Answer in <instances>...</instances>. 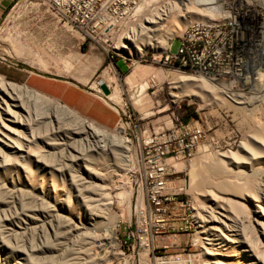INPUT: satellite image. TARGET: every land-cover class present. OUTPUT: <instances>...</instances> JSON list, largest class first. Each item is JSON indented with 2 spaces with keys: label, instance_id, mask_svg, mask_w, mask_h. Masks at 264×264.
<instances>
[{
  "label": "rangeland",
  "instance_id": "obj_1",
  "mask_svg": "<svg viewBox=\"0 0 264 264\" xmlns=\"http://www.w3.org/2000/svg\"><path fill=\"white\" fill-rule=\"evenodd\" d=\"M144 17L142 13L133 23L143 21ZM176 19L170 16L165 23L167 30L162 38L169 43L191 24L184 26V20L176 22ZM104 47L94 40H84L78 32L61 25L43 6L33 5L26 0H21L11 11L8 8L0 18V77L5 81L24 84L52 100L42 101L36 95L38 99H35L30 93L25 95L29 97L33 117L37 119L35 126L43 136L39 142L46 149L45 154L38 160L33 157L21 159L22 166L13 167L10 163L0 167V185L8 184L11 178L21 179L24 204L37 214L35 216L41 215L35 210L36 205H42L45 210L53 207V202L44 203L41 200L42 189L57 190L65 199L63 207L57 206L53 210L54 216L48 215L45 221L30 224L24 234H19V239L15 238V234L4 233L7 237L13 235L7 238L9 242L11 240V245L2 244L0 252L6 264L13 260L20 264H191L187 261L165 262L174 255L191 256L197 259L194 264H202L203 248L199 239L201 223L193 207L195 203H205L203 196L198 195L190 185V174L193 169L206 174L208 166L217 165L221 153L236 151L241 141L246 142L247 130L253 124L251 119L264 115V99L261 100L264 90L258 93L262 94L260 99L251 98L256 95L252 89L256 83L254 77L248 87L242 86L243 79L231 88L232 92H236L233 94L235 100L226 97L217 103L204 101L205 105H201L203 103L193 102L185 96L189 93L188 87H182L171 76L173 71L177 75L199 74L154 59L156 56L161 59L160 54L165 49L163 43L155 49L148 46L136 55H128L112 45L106 46L107 50ZM177 48L178 40L175 39L171 49L176 51ZM40 57L46 61L42 63L46 65L45 70L40 67ZM249 62L251 64L252 59ZM262 64L264 69V62ZM138 65L136 74L128 76ZM247 74L251 76V71L248 70ZM53 78L77 79L84 83L85 86L81 88L85 92L79 90L81 93H77L74 99L88 101L98 96L112 112L120 110L122 116V110L126 109L133 113L131 126H128L124 116L123 122L105 126L67 102L42 91L41 88L48 81L53 89L61 83ZM238 89L240 93L235 91ZM83 120L92 122L98 128H106L111 134H120L123 140H129L130 165L125 157L127 152L119 143L112 145L108 139L104 141L102 138L100 141L95 139V143L88 133L89 123ZM194 124L202 127L203 134L192 144V136L187 130L188 126L191 128ZM169 130L176 131L178 137L183 139V146L193 147V155L171 162L170 156H166L165 159L171 163L168 164L170 171L162 179L152 178L153 167L149 161H154L156 150L144 147L143 141L151 135H160ZM71 154L78 156L75 159ZM9 155L14 159L13 153ZM52 165L60 169H53ZM96 168H99L100 174H97ZM159 182L165 184L163 192L173 198L171 201H187L181 216H169L162 209L155 210L153 203L152 206L148 205L147 194L156 192ZM120 190L127 192L121 195L118 193ZM3 191L0 198H8L9 194ZM104 195L108 196L107 201L102 198ZM91 212L95 213L92 217L97 221L93 226L85 223L91 217ZM72 215H76L75 218L79 216L84 223L77 231L68 227ZM110 229L114 231L117 243H99L97 248H93L90 241L94 236L110 241ZM98 242L94 241V245ZM109 252L110 261L108 258L105 260Z\"/></svg>",
  "mask_w": 264,
  "mask_h": 264
},
{
  "label": "bare ground",
  "instance_id": "obj_2",
  "mask_svg": "<svg viewBox=\"0 0 264 264\" xmlns=\"http://www.w3.org/2000/svg\"><path fill=\"white\" fill-rule=\"evenodd\" d=\"M206 1L208 0H143L141 5L137 8L134 16L135 19L137 16H141L142 13H144L145 17L143 21H138V23L134 24L133 18H124L120 20V27L118 30H116V32L113 29L111 30L113 47L120 49V51H126L128 55H136L140 54L141 51L148 46L151 49H155L163 43L165 49L161 54H166V52H170V47L176 39H173L169 43V41H165L162 38L167 30L165 23L168 18L170 16H175V18L180 20L178 21L176 19V22L184 20V23L186 22L184 26L193 21H207L217 18V16L205 13L200 7V4ZM243 8H246L249 11V16H240V18L245 17L249 23V26L247 24H243V26L248 30V34L255 39L253 40L251 47L252 51L246 62L247 65L244 66L246 71H251V76L249 77L247 74V78L242 86L244 87L246 85L248 87L252 77H254L253 80L256 83H254L252 89L253 93L256 95H253L251 98L260 99L262 94L259 95L258 93H262L264 90V69L261 66L264 62V0H248ZM140 13L141 15H139ZM220 18L224 20L228 19L229 16H220ZM104 42L105 39L101 38L97 41L100 45H104L105 47L108 46V44H105ZM105 49L107 50L108 48L106 47ZM20 50L22 49L20 48ZM40 58V67L45 70L46 65H42L45 60ZM36 59L38 60V58ZM154 59L157 61L160 60L159 56L154 57ZM250 59H252L251 64L249 62ZM33 64L34 63L32 62V65ZM259 65L261 67H259ZM139 66L140 65L133 69L128 76L135 75ZM256 67H259L257 68L258 72L255 70ZM254 71H256L254 74L255 76H253ZM157 72L161 71L158 70ZM172 73L171 76L175 82L179 84L181 83L180 85H182V87H188L189 93H186L185 96L193 102H201L203 103L201 105H205L204 101L217 103L223 101L226 97H228V99H234L233 94L236 92H232L231 86L226 85L225 83L223 84L210 80L209 77L206 78L202 75H177L178 73L175 71ZM127 81L128 77L125 79V83H127ZM235 91H239L238 93H240V89ZM29 93L32 96L36 95L41 97L42 101H52L51 98L42 95L43 93H39L37 90L30 89L24 84L20 85L14 82L5 81L3 77H0V167L7 166L10 163L13 164V167H16V165L22 166V163L20 162L21 159H30L33 157L38 160L41 155L45 154L46 149H44L41 142H39L40 140L42 141L43 136H41L37 130L38 128L35 126L37 119H34L36 117H33V108H31L32 106L29 104V97L27 98V94ZM193 95H195V97ZM38 97L35 99H38ZM30 99H32L31 96ZM263 99L264 98L261 100ZM257 118L255 117L251 119L253 121L252 123L255 124H252L248 128L246 142L241 141L236 151L221 153L217 165L213 167L208 166V169H206L207 171L203 166L202 168L207 172L206 174L197 172L195 169H193V171L190 170L192 171L191 174L189 173L191 178L190 185L194 187V191L198 193V195L200 194L203 196L202 199L205 203V205L195 203L193 207L197 218L199 219L198 222L201 223V225H199L201 227V230L199 231L201 233L199 239L203 248L201 255L203 256V261L200 260L202 264H264V115L257 116ZM254 119H257L256 122ZM76 120H78V118ZM82 122L86 123L87 121L83 120ZM87 123L90 124H88L90 129H88L89 136L95 143V139H99L98 141H100L101 138L103 140L108 139L110 141L109 144L112 145L119 143L120 146L124 148V151L127 152V156L125 157H127V163L130 165L131 157L129 154V140H126L125 138L124 140L121 139L120 134H111V131L106 128H98L92 122ZM88 130L86 129V131ZM87 135L86 137H88ZM87 140V142H89V139ZM104 141H102V143ZM100 143L97 144L99 145ZM104 146H106V143ZM10 153L14 154V159L9 155ZM75 155L71 154V156L76 159L78 154L77 156ZM82 155L84 154L82 153ZM172 160L173 159H171L170 162ZM213 161L215 162V159ZM58 167L52 165L53 169L59 170L60 167ZM95 170L97 171V174H100L99 168H96ZM71 177L73 178V175H71ZM19 180L21 179L11 178L8 184L0 185V192L4 190L9 194L8 198L5 199L3 197L4 200H2L3 198H0V252L3 248L2 244L6 243L7 245H11V240L9 242V239H7L9 236H5L4 233L15 234V238L21 233L24 234L30 224H38L39 221H45L48 215H50L49 217L54 216L53 210H55V207H63V202L65 201L61 192L51 188L42 189L41 200L44 203L47 201L53 202V207L50 206L45 210L42 205H36L34 208L41 215L35 216L37 214L33 212L31 208L28 210L24 204L25 194ZM125 192L127 191L120 190L118 193L122 195ZM102 198L107 201L108 196L104 195ZM39 204H41V202ZM86 204L90 206L89 202ZM101 204H103L102 201ZM8 212L12 213V215L15 214L16 217L11 214L8 216ZM93 214L95 213L91 212V217L85 222L88 223L87 225L93 226L97 223L92 217ZM75 216L76 215H72V218H70V221L68 222V227L72 231H77L84 224L79 216L78 218H75ZM108 231L111 234L108 237L110 241L108 239L106 240V238L100 239L98 236L93 237L92 235L93 238L91 239L90 244H93V248H97L99 243L106 245L107 243L112 244V242L115 244L117 243L113 233L114 231L111 229ZM87 239L85 242L87 241L88 243L89 239ZM5 240L7 241L5 242ZM78 240L80 242V237ZM97 240L100 242L95 243L94 245V241ZM15 241L18 240L16 239ZM72 241H74V239ZM118 254L116 256H118ZM2 255L3 254L0 253V259H2L0 264H6L3 262L4 256ZM110 255V252L109 254H106L105 260L108 258L110 261ZM174 256L165 259V262L169 263L174 260L177 263H185L187 261L194 264L195 260H197L191 256ZM13 261L14 262L10 264H20L19 261ZM109 264H111V262Z\"/></svg>",
  "mask_w": 264,
  "mask_h": 264
},
{
  "label": "built area",
  "instance_id": "obj_3",
  "mask_svg": "<svg viewBox=\"0 0 264 264\" xmlns=\"http://www.w3.org/2000/svg\"><path fill=\"white\" fill-rule=\"evenodd\" d=\"M26 1L33 5L43 6L46 12H50L61 25L68 26L78 32L84 40L88 38L97 42L101 38L105 39L104 43L108 46H113V44H109L112 43L111 30L116 32L120 27V20L124 18L134 19L137 8L143 2V0ZM247 1L208 0L202 2L200 7L203 11L217 16V18L194 21L189 24L182 33L175 37L178 40L177 50L172 51L171 45L170 52L161 54L159 61L209 77L210 80L225 83L231 88L237 82L246 79L248 71L244 66L247 65L246 62L252 51L253 40L246 27L243 26V24L249 26L247 19L240 18V16H249V11L243 8ZM19 2L21 0H0V18L8 8L11 11ZM220 16H229V18L223 20ZM133 115L126 109L122 110V116L126 118L129 127ZM122 116L119 121L123 122ZM134 127L137 125L134 124ZM187 131L192 136V144H195L203 134L202 127L197 124L192 125L191 128L188 126ZM182 142L183 139L178 137L175 130H169V132L160 135H151L144 139V147L156 150L154 161H149L153 167L152 178L162 179L170 171L168 168L171 166L168 164L171 163H166V156H170L169 159L192 157L193 147L183 146ZM164 189L165 184L159 182L156 192H153L152 195L147 194L148 205L152 206L151 203H153L155 210L162 209L161 211L166 212L169 216H181L185 211L187 201H171L173 198L165 194ZM143 203L145 208L144 199Z\"/></svg>",
  "mask_w": 264,
  "mask_h": 264
},
{
  "label": "crops",
  "instance_id": "obj_4",
  "mask_svg": "<svg viewBox=\"0 0 264 264\" xmlns=\"http://www.w3.org/2000/svg\"><path fill=\"white\" fill-rule=\"evenodd\" d=\"M48 78L52 79L51 77ZM53 79L58 80L61 83H58L56 88L53 89L50 88L52 87V84L48 81L47 83H44L45 86L41 88L42 91L50 93L58 99L67 102V104L74 109L89 115L92 119L105 126L115 125L119 121L121 117L120 110H117L116 113L112 112L108 106L99 100L98 96H95L96 98H90L88 101L85 99H74V96L77 93L85 92V90L81 88V86H85L84 83L78 81L77 79H73V81L61 78ZM79 90L81 92H79Z\"/></svg>",
  "mask_w": 264,
  "mask_h": 264
}]
</instances>
